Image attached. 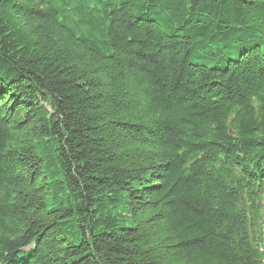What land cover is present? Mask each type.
I'll return each instance as SVG.
<instances>
[{
    "label": "trees",
    "instance_id": "obj_1",
    "mask_svg": "<svg viewBox=\"0 0 264 264\" xmlns=\"http://www.w3.org/2000/svg\"><path fill=\"white\" fill-rule=\"evenodd\" d=\"M263 187L264 0H0V264H264Z\"/></svg>",
    "mask_w": 264,
    "mask_h": 264
}]
</instances>
